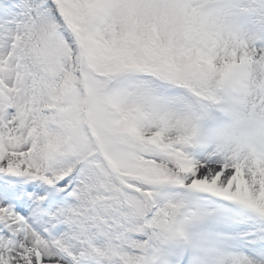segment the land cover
I'll use <instances>...</instances> for the list:
<instances>
[{
  "label": "snow or ice",
  "instance_id": "snow-or-ice-1",
  "mask_svg": "<svg viewBox=\"0 0 264 264\" xmlns=\"http://www.w3.org/2000/svg\"><path fill=\"white\" fill-rule=\"evenodd\" d=\"M0 264H264V0H0Z\"/></svg>",
  "mask_w": 264,
  "mask_h": 264
}]
</instances>
